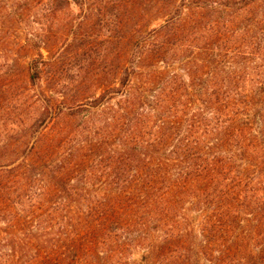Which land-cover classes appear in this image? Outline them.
Listing matches in <instances>:
<instances>
[{
  "label": "trees",
  "instance_id": "obj_1",
  "mask_svg": "<svg viewBox=\"0 0 264 264\" xmlns=\"http://www.w3.org/2000/svg\"><path fill=\"white\" fill-rule=\"evenodd\" d=\"M90 3L0 0V264H264V0L108 1L75 75Z\"/></svg>",
  "mask_w": 264,
  "mask_h": 264
},
{
  "label": "rangeland",
  "instance_id": "obj_2",
  "mask_svg": "<svg viewBox=\"0 0 264 264\" xmlns=\"http://www.w3.org/2000/svg\"><path fill=\"white\" fill-rule=\"evenodd\" d=\"M108 1H116V0H91L90 3V8H97L98 10L101 9L102 14L104 15V19L101 23V27L99 25H96V27L93 28V26H95L94 23L91 24V22L90 23L86 22V25L82 26V30H80V32L78 31V39H76V42H74L70 34L68 35V31H67L65 36L62 37L56 44L53 58L55 60H60L59 61L60 63L67 64L70 70L69 72L71 74H75V75H78L79 73L82 74V71H80L79 69V67L82 66V64L79 62V60L81 59L76 57L74 58V52L72 51L73 50L72 46H75V43L79 42V38H83V36L87 34V36H85L84 38L88 37V39H90L91 42L97 40L96 42L97 44H99L98 47L100 48L99 49L100 58H103L104 52H107V46H108L107 40H109V37L112 36L109 32L110 26L116 27L118 23L115 18L116 13L118 12L115 13V11L111 12L108 10L109 6L108 7L106 6L108 5ZM103 8H105L104 12H103ZM87 10L88 11L86 13V16L90 14V9ZM82 17L83 15L81 13V9L77 8L76 6L72 8L71 13L67 15L66 14L60 15V19L63 22L66 21L67 19L81 20ZM93 19L94 18L92 17V22H95V20ZM60 25H61L60 23L58 25L55 24L51 27V29L47 27L46 31L49 34H53V35L60 34V32H63L59 30L61 28ZM64 33L65 31L62 34ZM67 35L69 37H67ZM73 58L75 60H73ZM5 89L6 88H2V89L0 88V93L4 94ZM0 97H2V95H0ZM22 104H23V99H21L19 102L16 101L12 103L11 100L7 99V97L5 99L4 96L0 101V147L9 141L11 130L17 131L19 129L20 126L19 123L21 120L24 119L25 116V111L23 109L24 106H22ZM13 105H15L16 108L14 113H12L13 111H10V109H12L11 106L13 107Z\"/></svg>",
  "mask_w": 264,
  "mask_h": 264
}]
</instances>
